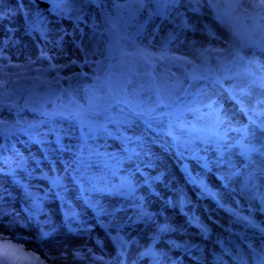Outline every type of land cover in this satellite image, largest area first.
<instances>
[{"label":"snow or ice","instance_id":"snow-or-ice-1","mask_svg":"<svg viewBox=\"0 0 264 264\" xmlns=\"http://www.w3.org/2000/svg\"><path fill=\"white\" fill-rule=\"evenodd\" d=\"M4 3L0 0V22L20 15L24 34H38L37 39L45 42L55 31L50 25L59 21L74 20L79 25L91 19L96 36L106 31H99L97 14L115 28L127 13L122 28L135 45L147 36L154 39L166 24L174 25L168 30L166 43H170L188 30V13L199 12L200 5L215 6L216 0H28L27 8L24 0H17V6L7 11ZM108 3L112 9L105 7ZM227 7L244 9L237 20L247 36L233 30L240 51L227 63L218 60L219 71L193 70L171 102L165 101L151 74L154 69L146 63L129 69L119 95L100 86L101 96L107 94L111 101L103 108L92 102L97 85L83 89V99L63 89L25 101L23 108L5 105L0 97V224L4 215L12 214L5 213L4 202L17 199L15 189L27 204L22 210L29 219L50 212L45 205L55 203L69 230L73 223L95 221L120 249L108 264H183V256H171L174 250L204 264V244L174 239L176 235H196L201 241L213 237L210 226L189 207L185 191L173 188L164 162L167 156L197 190L198 199H211L229 216L224 227L209 215L229 234L216 235L213 243L220 251L210 253V264H229L226 257L231 264H264V219L256 218L257 213L264 216V60L257 58L258 53L264 55V0L259 5L230 0ZM227 15L217 12L216 19L223 23ZM254 35L259 38L253 39ZM14 43L10 28L0 37V53ZM161 56H167L166 48ZM111 58L105 55L100 63ZM141 68L146 82H137ZM228 80L234 82L224 87ZM221 96L234 108H226ZM5 109L8 118L3 116ZM209 176L219 182V189L210 185ZM169 209L178 210L185 224L172 223ZM89 227L77 234L89 232ZM191 227L195 233L188 232ZM145 234L147 243H142ZM49 235L43 232L40 238ZM20 239L0 232V264H23L33 255L18 244Z\"/></svg>","mask_w":264,"mask_h":264},{"label":"rangeland","instance_id":"rangeland-1","mask_svg":"<svg viewBox=\"0 0 264 264\" xmlns=\"http://www.w3.org/2000/svg\"><path fill=\"white\" fill-rule=\"evenodd\" d=\"M228 2L230 0H216L215 6L200 5L199 12L188 13L185 18V22L189 25L188 30L181 32L178 38L170 43H166V40L169 34L168 30L174 27L172 24H166L154 39L152 36H147L135 45L129 43L127 40L129 33H126L122 28L127 13L123 19L117 21L115 28L106 22H101L100 16L97 14L96 20L101 26L99 31H106L104 35L97 34L96 36L93 35L91 19L85 18V22L79 25L74 20L59 21L50 25L55 31L51 33L48 42L38 40V34L25 35L23 18L20 15L12 16L0 22V37H3L10 28L15 35L14 45L0 53V72L7 69L11 73V67L17 65H28L30 69L41 71L39 75L42 76L43 69L45 71L47 69L54 70L51 77L56 74L60 76L55 81L58 82V85L59 82L61 83L59 90L73 91L81 99L84 98L83 89L93 88V85H97L93 88L92 102L103 108L111 101L107 94L101 96L100 86L109 88L114 94L119 95L121 81L128 74L126 73L124 76L120 74L125 71V65L119 69V73H115L113 76L105 71L116 60L115 58H119L124 63L132 62L134 70L144 63L149 65V70L154 69L151 74L156 77L158 88L165 101L171 102L177 95L181 83L193 70L200 73L205 72L206 68L209 72L219 71L218 60L223 58L224 63H227L235 52L240 51L239 39L233 34V30L240 31L242 36H247L237 20L244 9H229ZM251 3L259 5L260 0H251ZM24 4L26 8L30 7L28 0H24ZM16 6L17 0H5L2 7L4 11H7ZM76 6L79 7V5ZM40 7L46 9L48 5L41 4ZM105 7L112 9L113 4L108 3ZM127 7L131 9L132 6L128 5ZM116 11L119 12L120 9L117 8ZM217 12L229 13L224 17L223 23L216 19ZM51 19L56 18L51 17ZM61 30L66 31L67 34L63 35ZM252 38L258 39L259 36L254 35ZM165 48L167 56L162 57L161 52ZM123 52L129 53V56H125ZM244 52H250V50L245 49ZM105 55H110L112 58L100 63L105 59ZM140 56L144 60H141ZM174 58L179 61L176 62ZM257 58L264 60V55L258 53ZM144 72L145 69L141 68L137 82H146ZM233 82L232 80L226 81L224 87ZM2 98L6 100L5 97ZM221 100L226 108H234V105L225 96H221ZM9 104L15 105L12 102ZM22 114L30 115L24 112ZM3 116L9 117L7 109L3 112ZM237 119L244 120L245 117L238 116ZM164 162L173 178V188H182L185 191L191 201L189 207L210 226L213 237L212 240L201 241L200 237L196 235L188 237L176 235L174 239L179 241L190 239L204 244V264H210L212 259L210 253L213 250L220 251L219 246L213 243L216 235L219 234L227 238L229 234L209 220V215L224 227L229 225V216L223 210L217 209L211 199H198L197 190L186 183L184 176L171 158L164 156ZM208 182L213 188L219 189L220 184L215 177L209 176ZM13 192L17 199L11 203L7 198L5 199L4 211L7 213L11 210L12 214L3 216L0 232L9 238H14L17 235L21 237L18 244L23 246L26 252L33 254L23 261V264H32V262L40 264L41 260L44 264H108L109 260L114 261L120 249L114 245L110 237L105 235V230L95 226V221L88 219L85 224L73 223L69 230L65 226L64 216L59 205L55 203L45 205L46 209L51 210L50 212L46 211L29 219L27 213L22 210V206H27L26 202H23L22 197L15 189ZM165 194L171 195V193ZM241 202L243 203V201ZM167 216L176 225L185 224V219L178 210H167ZM256 218L260 220L264 219V216L257 213ZM44 221H48V223H44ZM84 227H89V232L83 235L77 234ZM238 227V225H233V228ZM43 232H49L50 235L41 239ZM188 232L195 233L196 228H188ZM23 237H27V239H23ZM141 242L147 243L146 234L141 237ZM225 243H227V239H225ZM159 247L166 248L167 246L160 245ZM171 256L174 258L183 256V264H195V261L187 255H183L179 250L172 251ZM36 257H39V260ZM226 259H229V264H231L230 258L226 257ZM142 264H146V262H142Z\"/></svg>","mask_w":264,"mask_h":264},{"label":"trees","instance_id":"trees-1","mask_svg":"<svg viewBox=\"0 0 264 264\" xmlns=\"http://www.w3.org/2000/svg\"><path fill=\"white\" fill-rule=\"evenodd\" d=\"M123 54L129 56L127 52H123ZM140 57L141 60H144L142 56ZM115 59L116 60L105 70L110 76L119 73V69L122 68L123 65L126 66V69L120 73L122 76L128 73L129 69H133L131 65L132 62L126 61L124 63L119 58ZM174 60L176 62L179 61L177 58H174ZM11 69V73H9L7 69L0 72V97L6 98V100H4L5 104L12 102L15 105L18 104L22 108L25 101L34 102L40 97L60 91L59 86H61V83L59 82L58 85V82H55L60 76L56 74L51 77V75L54 74V70L47 69V71H45V69H43L42 72H44L42 76L39 75L41 71L39 72L34 68L30 69L28 65L12 66Z\"/></svg>","mask_w":264,"mask_h":264}]
</instances>
